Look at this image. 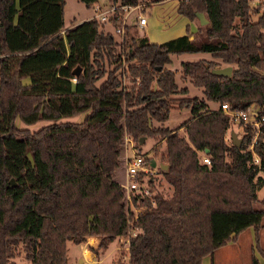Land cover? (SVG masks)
<instances>
[{
	"label": "trees",
	"instance_id": "trees-1",
	"mask_svg": "<svg viewBox=\"0 0 264 264\" xmlns=\"http://www.w3.org/2000/svg\"><path fill=\"white\" fill-rule=\"evenodd\" d=\"M64 3L0 0V264H15L19 250L31 264H69L68 240L99 235L96 253L132 228L121 264H201L250 226L263 259L252 254L251 264H264V196L257 192L264 187V121L255 162L246 149L252 128L233 143L221 108L255 102L264 115V9L254 18L260 4L252 9L249 0H178L177 12L197 20L198 36L186 30L155 41L130 22L118 40L94 15L65 25ZM185 50L212 56L179 61L181 76L202 88L201 97L179 88L165 65ZM221 62L231 64L230 74L214 69ZM181 106L191 115L174 127L164 124ZM79 112L80 121L61 119ZM17 115L47 122L19 127ZM125 134L139 143L165 140L161 157L168 165L160 173L172 190L140 198L137 212L113 176Z\"/></svg>",
	"mask_w": 264,
	"mask_h": 264
},
{
	"label": "rangeland",
	"instance_id": "rangeland-1",
	"mask_svg": "<svg viewBox=\"0 0 264 264\" xmlns=\"http://www.w3.org/2000/svg\"><path fill=\"white\" fill-rule=\"evenodd\" d=\"M64 2L65 3L63 9V19L65 25L70 24L74 20L77 21L87 16H90L93 11L92 5L89 6L81 0H64ZM141 2L145 7L144 11L147 13L148 22L145 24L143 29L139 30V32L145 33L146 35L149 36L151 40L161 41L162 39L169 38L170 36H172V34L177 33L180 29H182V31L187 30L189 32H192L197 36L200 34L198 31L197 24H195L194 21H191L190 17L186 16L185 14L179 11L177 12L176 8H174V5L175 6L178 5V2H176V0H160V1L145 0L146 3L144 2V0H141ZM258 10L257 11L252 10L251 14L253 15L254 18L259 15V12H261L260 10L258 12ZM133 30H135V32H138L137 28ZM117 39L121 40V37H118ZM202 55H209V51L185 50V51H180L179 53L173 52L172 60L165 64L166 66L175 70L177 85L179 88L184 84L188 85L189 87L188 89L189 91L187 92L188 95L201 97L203 96L202 88L200 86H194L188 77H182L180 73V69L179 67L177 68L176 65L178 64L180 57L193 59ZM211 57L212 56H210V58ZM223 64L225 63L221 62V65ZM123 82L124 84H128V80L126 78L123 79ZM207 103L211 107L218 105L216 101L214 102V104H212L210 101H207ZM181 107L182 108H172L169 112L166 121H164L165 122L164 124L168 125L169 127L176 126L174 124H178V123L180 124V121L186 118L187 111H189L188 106H181ZM84 114H85L84 112H79L76 113V115L62 117L61 119H67L76 122L82 120ZM46 122L47 120L42 119L34 123H25L20 119L18 115L15 117V124L17 126L19 127L28 126L31 129H37ZM153 123H155L156 125H160V123L156 121H153ZM169 124L174 126H170ZM233 129L234 130L237 129L236 122H233L230 125V127H228L227 138H229V133ZM162 139L163 137L160 136L156 138L148 136L147 138L142 139V141L139 143L132 138L135 144L136 151L141 153L146 159L155 158L156 161L159 163L163 162L161 155L165 151V140ZM125 154L126 152L124 147L122 151L123 158ZM120 170L122 171L125 170V166L122 163L115 168L114 172L117 173L116 175L117 178L115 177L117 181L120 184H123L125 181V176L123 173L120 176L118 175ZM160 172L159 171L149 172V175L153 177V181L151 183L152 191L154 193L159 192L166 195L169 194V188L167 183L164 181L165 178H163V176L160 175ZM257 192L259 193V196L264 195V190L262 192L261 190L259 191L257 189ZM136 204L140 206L141 202L138 201L136 202ZM255 205L261 206L260 202H256ZM126 241H127V235L125 234L120 235L118 237L115 236L112 240H110L107 243L106 247L100 248L103 249V251L100 254L99 257L100 261L98 262V264H121L123 262H126L127 261ZM67 242H69V245L66 243V246L69 247L68 254L72 256L71 262H73V264H77L76 260L73 259L74 258L73 256H80V253L82 252L81 250L82 248L78 245L74 246L75 243L71 241H67ZM260 242L264 246V228L261 229ZM252 254L255 255L257 259L260 260V262L263 261L262 256L256 247L253 227L250 226L245 230L241 231L235 240L229 241L226 244L219 246V248L215 250L212 257L209 254L205 255L202 259V264H251ZM13 259L15 260V264H31V261L29 259L27 260L24 257V254L21 250L15 253Z\"/></svg>",
	"mask_w": 264,
	"mask_h": 264
},
{
	"label": "built area",
	"instance_id": "built-area-1",
	"mask_svg": "<svg viewBox=\"0 0 264 264\" xmlns=\"http://www.w3.org/2000/svg\"><path fill=\"white\" fill-rule=\"evenodd\" d=\"M249 1L252 9H255L257 5L264 3V0ZM176 2H178V0H176ZM92 7L93 11L91 15H94L96 19L103 24V27L106 30L110 29L114 36L117 38L121 37V39L125 36L124 34L128 23L134 22L137 28H142L148 20L147 13L144 11L145 7L141 1L133 3L127 1L122 2L119 0H94ZM174 8H177V6L174 5ZM71 79L75 81L76 76ZM221 108L227 116L230 124L233 122L237 123V129L233 130L240 138L244 134L246 126L252 128V140L246 146V149L251 152V155H253V160L258 162L259 156L253 150V144L257 139L256 136L260 132L262 122L264 121V115H261L260 113L261 106L258 103L251 102L250 105L245 108H232L229 103L222 102ZM132 138L133 137L130 134H125L123 138L126 152L124 156L125 181L121 186L125 193L124 200L126 205L129 206L130 210L132 209L134 212H137L141 207L137 204H133V197L137 196L138 200L136 202H140V198L151 197L155 194L152 191L151 186V180H153V177L149 175V172H160L163 168L161 166L162 163L157 162L155 158L153 159H155L156 162L155 164H152V159H146L141 153L136 151ZM162 140H164V138ZM201 156L205 162H210V157L205 153H202ZM152 203H154L153 200ZM135 231L136 229L132 228V230L126 234L127 241L129 235H132ZM126 252V260H128V245Z\"/></svg>",
	"mask_w": 264,
	"mask_h": 264
},
{
	"label": "crops",
	"instance_id": "crops-1",
	"mask_svg": "<svg viewBox=\"0 0 264 264\" xmlns=\"http://www.w3.org/2000/svg\"><path fill=\"white\" fill-rule=\"evenodd\" d=\"M264 9V3H261L260 4V7H259V10L261 11V10H263ZM259 10H258V12H259ZM260 13V12H259ZM191 19V18H190ZM191 21H194L195 22V24H197V26H198V22H197V20H194V19H191ZM147 22H148V20H147ZM145 26V25H144ZM144 27H142V28H137L138 29V33L139 34H141L140 32H139V30H141V29H143ZM181 32H183L182 31V29H180L177 33H175V34H172V36H170V37H173V36H176V35H179V33H181ZM202 56H205V57H207V58H210V56H211V54L209 53V55H202ZM180 59H183V58H181L180 57ZM180 59H179V61H180ZM186 59H190V58H186ZM193 59H196V58H193ZM225 64H228V63H225ZM231 65V64H230ZM176 67L178 68L179 67V62H178V64L176 65ZM178 71H179V69H178ZM186 87H188V85H186V84H184ZM183 86V85H182ZM188 89H189V87H188ZM189 91V90H188ZM212 104H214V102L213 101H210ZM208 104V103H207ZM210 106V105H209ZM217 105H215V106H213V107H211V108H215ZM182 108V107H181ZM189 109V111H187V114H186V118H188L190 115H191V109H190V107H188ZM176 110H179V109H176ZM185 118V119H186ZM183 119V118H182ZM181 119V120H182ZM166 121V120H165ZM180 123H181V121H180ZM179 124V123H178ZM178 124H174V125H178ZM170 126H174V125H171V124H169ZM227 134L228 133H226V138H227ZM229 138H230V133H229ZM228 138V139H229ZM201 154L202 153H204L203 151H201L200 152ZM122 164L124 165V158L122 157ZM115 172H113V176L114 177H116L117 178V173H115ZM124 174V170L122 171V170H120V172L118 173V175L120 176L121 174ZM160 175H162L161 173H160ZM163 176V175H162ZM163 178H164V176H163ZM164 181L167 183V185H168V188H169V192L172 190V188H171V186L169 185V183L164 179ZM259 191L261 190L262 192H263V190H264V187H262V188H260V189H258ZM264 196V195H263ZM258 197H262V196H259V193H258ZM252 227V226H251ZM253 232H254V230H253ZM238 235H239V233H238ZM237 235V236H238ZM236 236V237H237ZM118 237V236H117ZM236 239V238H235ZM234 239V240H235ZM68 241H70V240H68ZM231 241H233V240H231ZM72 242V241H71ZM98 242H99V235H89V236H87V238L85 239V240H82V241H80L79 243H75L74 244V246L75 245H78V246H80L82 249V252L80 253V256H73L74 258V260H76V263L77 264H80V263H83V264H98V262L100 261V254L102 253V251H103V249H98L97 250V252L95 253L94 251H93V249L92 248H97V244H98ZM67 244L69 245V242H67ZM67 247V257H68V262H69V264H73V262H71L72 261V256L71 255H69L68 254V246H66ZM78 255H79V253H78ZM205 256V255H204ZM203 256V257H204ZM203 257H202V259H203ZM202 261V260H201ZM202 264V263H201Z\"/></svg>",
	"mask_w": 264,
	"mask_h": 264
},
{
	"label": "water",
	"instance_id": "water-1",
	"mask_svg": "<svg viewBox=\"0 0 264 264\" xmlns=\"http://www.w3.org/2000/svg\"><path fill=\"white\" fill-rule=\"evenodd\" d=\"M198 16H200V20L201 22H206L208 20V18L204 15V13L202 11H198ZM79 69L80 66L77 65L74 68L75 73H79ZM215 70L220 71V73H224V74H230L232 67L230 64H223V65H218L214 67ZM230 138H232L233 143H236L237 145H239L241 143V139L239 136H237L236 132L233 130L230 132ZM142 139H144L143 137H141L139 140L142 141ZM205 152L208 151V148H205L204 150ZM155 159H152V164H155ZM167 163L165 164H161L162 168L165 169L167 167ZM12 182H14L13 178H10Z\"/></svg>",
	"mask_w": 264,
	"mask_h": 264
}]
</instances>
